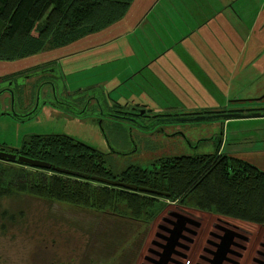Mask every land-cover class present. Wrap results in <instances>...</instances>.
I'll return each instance as SVG.
<instances>
[{
  "label": "rangeland",
  "instance_id": "374dc122",
  "mask_svg": "<svg viewBox=\"0 0 264 264\" xmlns=\"http://www.w3.org/2000/svg\"><path fill=\"white\" fill-rule=\"evenodd\" d=\"M143 4L141 0H133L131 6L139 8ZM117 23L97 33L81 35L55 50L24 59L0 61V71L56 60L66 93L70 96L76 92L94 94L102 102L103 98L98 93L101 91L109 104L111 100H133L148 104L156 114L176 113L195 104L194 107L202 108V111H212L211 107L216 106L221 107L217 111L242 110L244 116L228 119L225 123V118L221 117L170 123L164 127L167 136L161 131L150 135L147 133L149 128L132 127L121 120L100 122L97 115L74 117L51 108L46 102L29 120L20 122L0 117V143L17 148L25 137L32 134L68 135L101 152L104 167L118 177L131 166L153 170L163 158L215 153L221 139L225 147L219 153L241 151L242 157L264 169V121H251L253 117H246V114L255 112L251 111L253 108L264 106V74L259 77L258 74L247 73V78L240 80L225 78L222 81L225 88L206 90L205 94L197 91L187 95L185 90H180V95L168 96L161 83L148 71L157 64H148L149 69L131 74L130 70L139 69L143 58L136 51L127 55L122 52L127 50L125 43L129 38L123 44L125 48H119L121 37L116 36L123 28ZM42 95L52 97L48 88L42 91ZM183 100L188 104L181 105ZM0 101L3 108L9 106L8 96L1 97ZM168 104L179 107L166 109ZM161 202L164 203L163 209L146 226L131 220L128 215L111 210L97 214L28 195L0 197V264H95L101 258L100 253L105 251L98 238L112 234V220L120 222L122 244L115 255L102 264H152L149 260L156 257L157 244L162 242L161 236L166 234L165 228L173 220L171 212L190 215L200 223L194 228L196 234L189 236L192 242L188 249L180 251L182 257L175 258L177 264H186L187 261L189 264H206L201 256L210 258L211 254L205 249L214 251L213 242H217L210 232L220 233L215 224L224 227L236 225L264 242V228L258 225L200 212L166 198H161ZM260 250L262 253L252 251L240 263L264 264V248L260 247Z\"/></svg>",
  "mask_w": 264,
  "mask_h": 264
},
{
  "label": "trees",
  "instance_id": "16d2710c",
  "mask_svg": "<svg viewBox=\"0 0 264 264\" xmlns=\"http://www.w3.org/2000/svg\"><path fill=\"white\" fill-rule=\"evenodd\" d=\"M132 1L0 0V61L33 57L66 46L86 33L100 31L122 18ZM19 153L60 168L167 195L0 160L1 198L28 195L97 214L111 210L146 226L163 209L161 198H166L202 212L264 225V172L219 151L163 158L153 170L131 166L118 177L104 167L98 150L64 134L29 135L21 142ZM119 224L112 220V234L98 238L105 251L95 264L105 263L121 246Z\"/></svg>",
  "mask_w": 264,
  "mask_h": 264
},
{
  "label": "crops",
  "instance_id": "0c3cea01",
  "mask_svg": "<svg viewBox=\"0 0 264 264\" xmlns=\"http://www.w3.org/2000/svg\"><path fill=\"white\" fill-rule=\"evenodd\" d=\"M141 2L144 4L139 8L130 4L123 17L116 21V25L123 28L121 34L116 36L121 37L119 48L124 47L129 38L125 43L127 50L122 52L126 55L138 52L143 58L139 69L130 70L132 75L141 73L140 70L144 68L149 69L148 64H157L148 71L161 83L168 96L180 95V90H185L187 95L197 91L205 94L206 90H219L225 88L223 79L240 80L247 78V73L263 76L264 0ZM98 93L106 96L101 91ZM123 102L137 103L154 110L146 103L126 99ZM180 104L188 103L183 100ZM191 105L177 112L203 110L194 107L195 104ZM167 106L166 109H173L178 105ZM211 108L212 111L221 109L220 106ZM246 117H253L251 121H264L262 114ZM218 144V151H223L225 144L221 139ZM225 154L245 160L264 172L258 164L242 157L241 151H227Z\"/></svg>",
  "mask_w": 264,
  "mask_h": 264
},
{
  "label": "flooded vegetation",
  "instance_id": "af4514ba",
  "mask_svg": "<svg viewBox=\"0 0 264 264\" xmlns=\"http://www.w3.org/2000/svg\"><path fill=\"white\" fill-rule=\"evenodd\" d=\"M57 66L56 60H45L37 64L33 63L11 68L7 71H0V99L1 97L5 96H8L9 98V106L7 108H3V105L0 101V117H10L14 121L20 122L29 120L37 114L41 107L49 103L51 108L62 110L74 117L79 116V114H82V116L97 115V119L100 122H103L104 120H111L113 122L121 120L126 121L132 127L138 126L149 128L150 130L147 131V133L150 135L161 131L167 136L168 133L164 128L166 124L181 123L177 121H164L166 118L162 117H152V115L156 113L152 112L150 109L144 108L142 105L128 104L126 102H120L116 100H111L112 103L109 104L106 96L103 97L104 99L102 102L100 99L93 98L94 94L85 93L82 95V92H76L70 96L68 93H66L64 83ZM45 88L50 90L52 95L51 98L46 96L44 97L42 95V91ZM95 96L98 97L97 95ZM141 108L145 109V112L141 113V115H138V109ZM176 113L180 114L182 112ZM20 147L21 144L17 148H11L5 145V143H0V151L11 152L16 155H22L19 153ZM174 213L183 215L186 218V222L184 223L182 231L180 232V237L177 239L176 245L174 246L165 264L178 263L176 262L175 258L182 257V252L180 251L188 249V244L192 242L191 238L189 237L190 234L192 236L196 234L194 228L200 226V223L194 220V218H192L190 215L180 212H171L173 220L169 222V227L166 228L173 227L172 221L176 220ZM207 214L222 217L212 213ZM240 222L250 223L244 221ZM250 224L258 225L259 227L264 228V225L255 223ZM214 227L219 230L220 233L210 232V235L214 236L217 239V242H213L215 243V245H213V243L209 240V243L212 244L216 249L217 244L222 241L223 237L226 235L230 236V238H228L229 245L227 247V252L220 264H241V260L245 259L246 255L249 257V253L252 251L257 254L262 253L260 247L264 248V242L258 240V238L255 237V234L253 235L247 233L236 225H228L224 227L219 224H215ZM166 228V234L161 236L162 242L157 244L159 250L154 252L156 257L149 260L152 264H156L155 261L161 259L160 255L163 252V248L160 245H164L166 243L164 236L169 235V232L166 230ZM258 232L257 235H259ZM216 249L214 251H216ZM248 249H251V251L249 252ZM205 251L209 252L211 257L206 258L201 256V258L206 261V264H211L210 260L214 258V251L210 252L209 249H205ZM253 259H255V257H253ZM189 263L190 261L186 262V264Z\"/></svg>",
  "mask_w": 264,
  "mask_h": 264
},
{
  "label": "water",
  "instance_id": "95a60500",
  "mask_svg": "<svg viewBox=\"0 0 264 264\" xmlns=\"http://www.w3.org/2000/svg\"><path fill=\"white\" fill-rule=\"evenodd\" d=\"M93 96H94L93 98L98 99V97H96L95 95H93ZM102 98H103V96H102ZM138 110H139L138 115H141V113L145 112V109H143V108L138 109ZM251 111H255V112L250 113V114H246V115H260V114L264 115V106L258 107V108H253ZM79 115H82V114H79ZM241 116H244L242 113V110H229V111H221V112L204 111V112H192V113H180V114H178V113H163V114H153L152 115V117L166 118V120H164V121H168V122H173V121L185 122L188 120L189 121L190 120L191 121L192 120H200V119H204L205 117H215V118L221 117V118L229 119V118H235V117H241ZM218 146H219V144H218ZM0 160H7V161H11V162L16 161L20 164L28 165L31 167L47 168V169L51 168L57 172H61L64 174L88 178L90 180L97 181V182H100L103 184L112 185V186H119V187H123V188L130 189V190L150 192V193H154L157 195H167V193L157 191V190H153V189H149L146 187H138L135 184L120 182L117 180L103 178V177H99V176H89L87 174H82V173H79L76 171H72L69 169H64V168H60V167L51 165L49 162L28 158V157L23 156V155H16V154L11 153V152L0 151ZM174 215L176 216V220L172 221V223H173L172 228H166V230L169 232V235L164 236V239H166V243L164 245H160L163 248V252L160 255L161 259L158 261H155L156 264H165L167 262L170 253L172 252L174 246L176 245L177 239L180 237V232L182 231L183 225L186 222V218L183 215H181L179 213H174ZM228 238H230V236L226 235L225 237L222 238V241L219 244H217V249H216V251L213 252L214 258L212 260H210L211 264H220V262L224 259V256L227 252V247L229 245Z\"/></svg>",
  "mask_w": 264,
  "mask_h": 264
}]
</instances>
